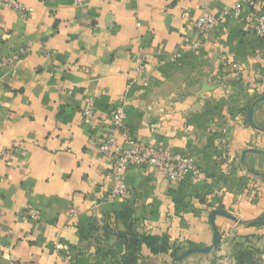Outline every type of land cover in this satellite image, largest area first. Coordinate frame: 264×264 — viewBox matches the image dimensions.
Returning <instances> with one entry per match:
<instances>
[{
    "label": "crops",
    "instance_id": "crops-1",
    "mask_svg": "<svg viewBox=\"0 0 264 264\" xmlns=\"http://www.w3.org/2000/svg\"><path fill=\"white\" fill-rule=\"evenodd\" d=\"M18 2L23 14L0 4V264H122L131 230L169 247L209 246L215 210L243 223L216 216L218 233L264 245V224L245 226L264 217V99L252 115L259 129L246 119L264 96V46L231 15L238 4L249 21L264 0ZM203 12H228L206 38L194 29ZM20 50L16 65L1 64ZM116 108L125 112L118 146L125 131L188 155L203 176L170 183L157 167L135 166L115 197V160L99 145ZM244 150L255 152L242 163ZM209 255L176 264L222 262ZM137 256L173 261L146 245Z\"/></svg>",
    "mask_w": 264,
    "mask_h": 264
},
{
    "label": "built area",
    "instance_id": "built-area-1",
    "mask_svg": "<svg viewBox=\"0 0 264 264\" xmlns=\"http://www.w3.org/2000/svg\"><path fill=\"white\" fill-rule=\"evenodd\" d=\"M78 5H83L86 0H74ZM2 6L9 7L23 14L24 9L20 6L18 0H0ZM231 15L233 18L248 23L255 36L264 41V13L248 21L243 18L241 9L238 4L232 6ZM228 12H222L219 15H213L209 12H203L195 21L194 29L202 38H206L209 31L219 27ZM248 21V22H247ZM199 44H194L191 48L197 49ZM24 52L20 50L11 58L1 61L3 66L12 67L17 64ZM137 71L143 70L141 62L137 61ZM90 104L88 108L82 110L83 122L89 124L93 119V110ZM125 112L122 108H116L111 116L112 128L108 137L99 145V151L107 158H114L115 167L114 175L117 179L113 188L115 197H122L126 194V187L122 180L124 173L131 167L135 166H153L162 170L164 176L170 183H177L185 178L199 179L203 176L202 171L193 163L192 159L185 154L174 153L161 147H146L136 142L128 133L122 131L125 136L126 148H121L116 143L114 132L123 130ZM14 147V146H13ZM13 147L8 151H13ZM75 211H72L74 213ZM28 217L31 220L39 219V212L34 209L28 210Z\"/></svg>",
    "mask_w": 264,
    "mask_h": 264
},
{
    "label": "rangeland",
    "instance_id": "rangeland-1",
    "mask_svg": "<svg viewBox=\"0 0 264 264\" xmlns=\"http://www.w3.org/2000/svg\"><path fill=\"white\" fill-rule=\"evenodd\" d=\"M219 234L220 240L218 247L208 253L211 254L209 256H212L214 261H222L219 264H264V245H259L254 238L242 235V233L231 234L226 231ZM205 247L208 246H196L194 248ZM179 248L182 249L179 253L181 255L186 251L187 246H179ZM221 250H223V253H221ZM218 253H221V255L217 256Z\"/></svg>",
    "mask_w": 264,
    "mask_h": 264
},
{
    "label": "trees",
    "instance_id": "trees-1",
    "mask_svg": "<svg viewBox=\"0 0 264 264\" xmlns=\"http://www.w3.org/2000/svg\"><path fill=\"white\" fill-rule=\"evenodd\" d=\"M260 40V39H259ZM261 41V40H260ZM264 46V41H261ZM259 98V97H257ZM257 103V102H256ZM258 130L259 128H255ZM264 131V130H262ZM250 173L256 174L253 171H249ZM263 177V176H262ZM188 178H185L187 180ZM264 179V177H263ZM264 224V217H261L257 220L247 222L245 226H260ZM216 229V228H215ZM217 231V230H216ZM218 240H220V234L217 231ZM146 245L150 251L154 254L157 253H167L170 250V255L173 259H176L180 256V252L182 251L181 248H179V245H173L171 247L168 246L166 240L158 239L154 236H146V235H140L138 233H135L131 230L129 238H127L125 242V249H126V255L124 258V261L122 264H136L138 259V254L140 252L141 246ZM196 247L195 245L188 244L187 248L185 250H188L190 248Z\"/></svg>",
    "mask_w": 264,
    "mask_h": 264
},
{
    "label": "water",
    "instance_id": "water-1",
    "mask_svg": "<svg viewBox=\"0 0 264 264\" xmlns=\"http://www.w3.org/2000/svg\"><path fill=\"white\" fill-rule=\"evenodd\" d=\"M263 99H264V96H261V97L257 98L255 100V102L253 104H251V106H250V108L248 110L246 119H247L248 124L251 127H253V128H256L254 123H253V120H252V115H253L255 103L256 102H260ZM249 152H255V150H244L242 152V154H241V162L242 163H244L245 156ZM216 216H223V217H226V218H231L227 213H225L223 211H219V210H215V211H212V212L209 213L208 224L211 226V228L213 230L212 231V243H211V245L208 246V247H205V248H191V249H188L184 253H182L178 258L174 259L172 261V264H176V262L183 260L184 258L189 256L190 254H195V253H197V254H208V253L212 252L213 250H215L218 247L219 240H218L217 231H216L215 226H214V219H215ZM231 219L233 221L239 223V224H243L242 222H239L234 217H232Z\"/></svg>",
    "mask_w": 264,
    "mask_h": 264
}]
</instances>
